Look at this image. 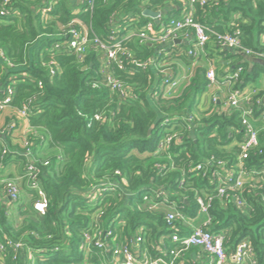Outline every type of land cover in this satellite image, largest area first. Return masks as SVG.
<instances>
[{"label":"trees","instance_id":"obj_1","mask_svg":"<svg viewBox=\"0 0 264 264\" xmlns=\"http://www.w3.org/2000/svg\"><path fill=\"white\" fill-rule=\"evenodd\" d=\"M5 3L0 0V50L6 57L0 61V89L10 85L16 89L8 108L15 110L14 118L19 119L18 112L33 100L29 124L34 133L27 139L34 144L39 183L49 205L45 215L33 207L27 211L22 207L19 224L8 217L6 209L1 210L0 239L24 245L18 253L8 248L0 254L1 264H28L29 251L37 256L35 264H103L100 253L87 255L85 261L81 251L85 234L97 229L113 231L117 242L130 241L143 229L149 249L175 232L188 234L181 219L168 223L169 205H176L182 215L198 216L197 198L218 187L213 175L237 170L242 151L231 145L242 136L237 132L243 128L239 111L226 113L222 104L213 100L207 111L202 110L200 104L209 85L207 66H199L190 79L180 80L175 87L168 85L167 80L173 83L172 78H179L172 60L190 66L196 62L181 51L185 46L177 51L143 43L137 34L129 35L130 30L137 31L148 22L157 23L144 15L146 8L165 11V23L180 18L182 2L92 0L83 5L77 0H10L6 6L10 13L2 15ZM172 5L174 10L167 12ZM48 7L52 9L44 13ZM209 15L219 22L208 23ZM195 19L211 27V43L216 46L218 35L233 33L235 24L245 47L264 51V0H212L205 7L197 4ZM76 20L87 28L90 40L81 58L63 45ZM95 40L108 47L121 42L117 59L107 65V55L95 46ZM59 44L63 47L57 49ZM150 59H155V66L140 67ZM103 69L136 97L126 100L112 91ZM237 70L242 71L236 85L240 90L264 74L259 63L250 70V64L244 62L233 72ZM259 100H264V92L253 100L257 114L261 112ZM190 118H194L193 127L188 123ZM171 134L177 139L162 146ZM260 136V149L249 152L245 160L249 178L244 188L229 191L228 198H216L210 228L225 236L230 253L248 241L259 263L264 264V175L252 173L264 171V133ZM42 144L48 153L41 157L37 147ZM10 159L8 156L5 164ZM22 159L26 165L27 157ZM197 166L204 171L191 172ZM95 187L103 191L97 201H91L89 194ZM235 196L243 205L237 204ZM166 200L169 204H164ZM165 241L169 244V239ZM192 252L203 253L193 248L176 264H193Z\"/></svg>","mask_w":264,"mask_h":264},{"label":"built area","instance_id":"obj_2","mask_svg":"<svg viewBox=\"0 0 264 264\" xmlns=\"http://www.w3.org/2000/svg\"><path fill=\"white\" fill-rule=\"evenodd\" d=\"M80 4L90 3L92 0H77ZM184 5L185 15L181 18H173L168 22H163L164 15L162 12L157 18V23L148 22L144 27L134 31L143 43H150L156 46H169L171 48L177 47L179 36L185 32L193 31L194 41L191 49L187 51L188 55L194 59H198L202 53H204L211 42V27L202 23L196 22L195 19V5L200 4L205 7L212 0H180ZM10 4V0H6L5 7L2 11V15H8L10 12L6 9V6ZM52 7H48L44 10V13H48ZM156 24L158 27H156ZM75 25H79L80 28H76ZM234 26V32L228 34L218 35L217 43L220 49L232 50L242 53L246 57H254L264 62V51L257 52L253 49L247 48L242 43V32L237 25ZM67 41L63 43L67 50L76 53L78 57L83 55L90 46V40L88 38V30L79 21H74L66 32ZM96 47L103 50L107 55L108 63L116 60L118 57L121 42L115 43L112 47L104 45L101 41L95 40ZM62 45V44H61ZM60 44L56 46L57 49L63 47ZM166 50V48H163ZM162 49V50H163ZM164 52V51H162ZM161 52V53H162ZM0 61H6V57L3 51L0 50ZM155 66V59H150L144 64H140V67L147 69L151 66ZM11 67H13L11 65ZM55 75V72H52ZM104 75H107L106 85L118 94L123 99H134L136 96L133 91L128 88L123 82L119 81L115 77L111 76L105 69L102 70ZM242 71L237 70L222 80L217 77L216 69L211 66L207 70V79L209 81L208 90L215 86H223L227 90L228 94L224 100L218 97L214 98V104H222L223 110L228 113L229 111L241 112V125L242 136L232 142V145L240 147L242 153L238 159V168L234 172H225L224 175L218 177L214 174L213 177L218 180V187L215 192H205L204 196L197 198L198 203V216L200 223L198 226L193 227L188 234L173 233L169 238V244L165 241L160 242L155 248L158 253L156 258H149L146 255L148 247L145 245V237L143 235V229L131 239L130 241H118L116 240L113 231L104 232L103 229H97L94 233L85 234V241L81 245V251L85 254V261H87V255L93 253L97 255L100 253L103 264H176L178 260L183 261L188 251L192 248H199L207 257L213 260V264H259L252 257L254 255L253 249L248 241L240 243L234 252L230 253L226 248V239L224 235L217 234L211 230L212 218L210 215L213 202L216 198L225 199L228 198V192H236L244 188L246 180L249 178V169L245 165V160L248 158L249 152L259 150L261 147L260 129H264V100H259L258 110L261 112L257 114L256 108L253 104L254 97L260 93L256 90L250 91L246 87L243 89H236V85L240 81V75ZM173 83L167 80L166 82L170 87H175L180 78L174 80ZM16 89L13 85L8 86L6 89H0V113H3L11 107ZM33 100H30L24 107L18 112L20 118L29 120ZM99 119V117H98ZM194 118L188 119V123L194 126ZM189 124V125H190ZM16 123H12L6 129L1 132V135L11 132L16 128ZM0 135V172L2 171L5 163V159L8 156H12V152L9 150L6 142L2 140ZM177 139L176 134H171L165 138L162 142V146L171 145V143ZM26 139L23 142V148L26 149L23 155L27 157L28 162L25 167V173L22 177L32 191L36 200L33 204V209L36 213L45 215L49 199L39 183L40 170L36 165V161L33 158L32 147L34 146ZM47 161L45 165H48ZM204 171L202 166L192 168L191 172ZM208 172H205L207 174ZM255 175H264L263 172L254 171ZM0 182L5 185L7 196L11 204H19L22 201V190L19 182L15 179L2 178ZM115 188H111L110 191H114ZM103 189L95 187L90 191L91 201H97L99 195H101ZM164 195V193H163ZM236 202L239 206L243 205L240 197L235 196ZM146 201L150 198L146 197ZM164 204H169L166 200ZM171 213L168 214L167 220L169 224H172L176 219L184 220V216L178 212L176 205L170 204ZM24 245L21 242L13 241L10 239H0V254L6 253L8 248H12L15 253H18ZM98 252V253H97ZM39 253V252H38ZM36 254L32 251L28 253V259L31 261L28 264H35ZM16 259V257H15Z\"/></svg>","mask_w":264,"mask_h":264},{"label":"crops","instance_id":"obj_3","mask_svg":"<svg viewBox=\"0 0 264 264\" xmlns=\"http://www.w3.org/2000/svg\"><path fill=\"white\" fill-rule=\"evenodd\" d=\"M175 5L169 6L168 8H166V11H173ZM149 9L146 8L145 11ZM152 10V9H150ZM154 11V10H152ZM157 13H161L164 15L166 14L165 11H154ZM186 11H184V8H182L180 10V12H178L179 17H183L185 15ZM236 16H239V13L236 14L233 18H232V22L234 20V18ZM215 17V16H214ZM149 18V17H148ZM152 19V18H151ZM152 20H156L157 19H152ZM206 20L208 23H214V22H219V20L213 19L212 15L206 16ZM130 36L134 35V31H132L131 33H129ZM193 41H194V35L191 31L185 32L183 34H181L179 36V41L177 44V47L172 48L173 50H177L179 51V46L183 45L185 46V49H181V51H185V53L192 48L193 46ZM211 43V42H210ZM261 43L264 46V35L261 36ZM171 46V45H169ZM226 51V50H224ZM224 51H222L218 46L215 45V43H211L209 44V46L207 47L206 51L204 53H202V55L196 60L195 63H192L193 65H187L185 63H182L179 60H172V65L175 67H177V75L178 77L183 80V72L182 69L185 66L188 67H195L197 64H200L199 66H207V64H209L208 69L213 66L216 69L217 75L221 76V78H219V80H222L225 76L224 74H231L233 73V70H235L236 66L246 62L245 60V55H243L242 53L240 54L237 51H232V50H228L230 51V55H225ZM204 64V65H203ZM250 64V63H249ZM256 65V64H255ZM254 65V66H255ZM264 66V65H263ZM252 68L250 67V70ZM226 75V76H227ZM186 81V80H185ZM246 88L250 91L253 92V90H256L257 92H264V74H261L260 77H258V79L254 82H249L246 86ZM225 91V92H224ZM226 89L223 88V86H215L213 88H211L210 90H208V92L202 97V101H201V108L203 111H207L212 104V100L214 101L215 97L220 98L221 100H224L228 94V92ZM206 97H208V100H206ZM15 110L13 109H7L6 111H4L3 113H0V135L1 132L6 129L10 123L15 122L18 129L15 130V132L11 131L8 133H5L2 136V140L4 142H6L7 146L9 147L10 151L12 152V156L10 161L5 164L4 163V167L1 171V173H3L2 177L3 178H11V179H15L19 182L20 186H21V190H22V201L19 204H11L8 196H5V201L3 203V209H6V212L8 214V217L10 219H12L15 223L19 224L21 222V208L24 207L25 209L31 208L33 207V204L35 203L36 200V196L35 194L30 191L29 186L27 184V182L22 179L24 173H25V162L22 159L23 156V152H24V148H23V142L29 138L31 136L32 133H34V131L32 130L31 126H30V122L27 119L24 118H14L15 116ZM19 120V121H18ZM1 149V147H0ZM37 152L40 154L39 156H43L46 155L48 152L46 151V146L45 145H38L37 147ZM2 179V178H1ZM4 196V195H3ZM2 210V208H1ZM184 220H183V224L185 229H187L186 231L190 232V230L193 227H196L199 225L200 223V219L197 217H191V216H184ZM168 238H163L161 240L165 241V239H169ZM166 242V241H165ZM160 244V243H159ZM193 249V248H192ZM146 251V255L149 258H156L158 256V253L155 251V249H147ZM191 252V249L188 251ZM190 256L192 257V262L193 264H208V261H211V263L213 264V260L210 259L209 257H207L206 255H204L203 253H195L192 252L190 253ZM254 260H256L258 263L260 262L258 257L256 256V254L253 255L252 257ZM1 261V259H0ZM183 263V262H182ZM1 264V262H0ZM246 264H250L249 262H247ZM260 264V263H259Z\"/></svg>","mask_w":264,"mask_h":264},{"label":"rangeland","instance_id":"obj_4","mask_svg":"<svg viewBox=\"0 0 264 264\" xmlns=\"http://www.w3.org/2000/svg\"><path fill=\"white\" fill-rule=\"evenodd\" d=\"M132 31L130 30L129 33H131ZM222 51H224V49H221ZM200 64H197L195 67H188V66H185L183 67L182 69V72H183V80H188L190 79L193 74H194V70H196L198 67H199ZM204 65V64H203ZM209 66V64H207V67ZM225 92V91H224ZM227 93V92H226ZM208 100V97H206V100ZM261 133L263 134L264 133V129H260V135ZM260 140H261V136H260ZM4 195V196H3ZM7 195L6 193V189H5V185L3 183L0 182V212H1V208L3 209V203L5 201V196ZM28 209H25L24 208V211H27Z\"/></svg>","mask_w":264,"mask_h":264},{"label":"water","instance_id":"obj_5","mask_svg":"<svg viewBox=\"0 0 264 264\" xmlns=\"http://www.w3.org/2000/svg\"><path fill=\"white\" fill-rule=\"evenodd\" d=\"M144 15L146 17H149V18H152V19H157L160 16V13H157V12H154V11H152L150 9H147L144 12ZM244 57H245L246 62L250 63V67L251 68H253L256 63H259V64L264 65V62L263 61H260L258 59H255L254 57H246V56H244ZM151 133H152V131L150 132V134Z\"/></svg>","mask_w":264,"mask_h":264}]
</instances>
